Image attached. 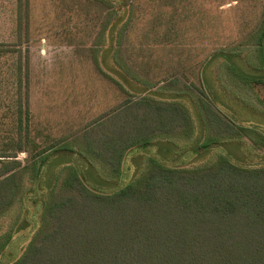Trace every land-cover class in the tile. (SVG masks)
<instances>
[{"label": "trees", "instance_id": "trees-1", "mask_svg": "<svg viewBox=\"0 0 264 264\" xmlns=\"http://www.w3.org/2000/svg\"><path fill=\"white\" fill-rule=\"evenodd\" d=\"M101 1L115 11L107 27L116 62L122 31L132 20L133 0ZM16 12L17 41L0 42V57H14L12 112L19 132L0 149V218L22 197L29 174L35 175L31 185L41 181L51 154L76 160L66 164L60 188L46 194L39 230L8 264H264V164L244 165L223 153L212 164L184 168L151 157L133 179L125 181L123 172L126 155L134 148L164 140L188 152L192 143L197 151L209 150L239 134V128L246 132L251 127L234 126L236 120L204 98L205 92L201 96L178 78L157 89L147 81L119 80L107 72L127 98L84 127L57 137L45 134L38 142L31 128L30 49L23 47L31 40V0H17ZM121 12L125 17L120 27L113 21ZM253 37L258 45L254 51H220L227 71L250 86L264 84V14ZM230 54L242 58L252 74ZM180 96L192 99L202 123L201 138L195 111ZM181 139H187L185 144ZM20 150L30 152V162L14 159ZM88 167L108 180L119 179L120 185L109 192L94 189L84 176Z\"/></svg>", "mask_w": 264, "mask_h": 264}, {"label": "rangeland", "instance_id": "rangeland-1", "mask_svg": "<svg viewBox=\"0 0 264 264\" xmlns=\"http://www.w3.org/2000/svg\"><path fill=\"white\" fill-rule=\"evenodd\" d=\"M133 9L134 21L124 39L122 58L140 75H146V64L155 69L156 79L178 78L192 85L201 96L206 93L204 98L220 107L229 120L234 118L238 123L234 126L251 128L246 132L239 128V134L209 150L197 151L192 143V152H188L164 140L134 148L125 158V181L145 170L151 157L184 168L212 164L223 153L244 165L264 164V84L250 86L229 73L220 52L257 48L253 36L263 19L264 0H133ZM16 11L17 0H0V42L17 41ZM108 11L101 0H31V40L23 47L30 49L31 128L38 142H43L45 134L57 137L84 127L127 98L98 71L93 57ZM235 58L231 60L252 74L242 66V58ZM13 63L10 53L0 57V149L19 135L12 112ZM180 98L195 111L201 138L202 123L192 99ZM186 141L181 139V145ZM178 150L182 152L178 154ZM16 155L14 159L23 164L30 162L29 151L20 150ZM72 160L76 159L68 154H51L41 181L36 179L31 185L35 175L27 176L22 197L0 218V264L20 255L26 241L39 230L46 194L51 188H60L64 168ZM84 176L100 191L120 185L119 179L103 178L90 167ZM8 236H12L9 242Z\"/></svg>", "mask_w": 264, "mask_h": 264}, {"label": "crops", "instance_id": "crops-1", "mask_svg": "<svg viewBox=\"0 0 264 264\" xmlns=\"http://www.w3.org/2000/svg\"><path fill=\"white\" fill-rule=\"evenodd\" d=\"M124 13L125 12H121L120 14H117L116 15L117 18L115 19V21H113V22H116L120 27L123 26V24H124L123 23L124 17H125ZM114 14H115V11L114 12L112 10L108 11L107 19L105 21V25L102 28V30L98 36L99 45H97L93 49V57H94L95 65H96L98 71L100 73H102L107 79H109L112 82H114V81L109 76H107V72L109 74L111 72V74L113 76H116V78L119 80H124V78L126 77V80L131 79V80H138V81H147L151 85L154 84L156 86L155 88H157V89L165 86L166 82H168L170 78L163 77V78L156 79L154 77V74H156L155 69L153 68L151 70L150 66H147L146 64H145V68H144V71H145L144 73L146 75H144V76L140 75L139 70L137 68H135L129 60L126 61L121 56L123 53L124 47H126L124 45V41H125L124 39L126 38V34L129 31V29L132 26L133 21H134V16H135L134 15V9L132 11V20H131V22H129V24L127 26L128 27L127 30L124 31V29H123V31H122V34H121V37L119 40L120 44L118 46L119 52H118L117 57H116V62H114L113 56L109 51V33L110 32H109L108 27H107V25H108L107 22H108L109 18L112 17ZM99 50H102V52L99 53ZM102 55H103V57H102ZM204 65H205V63H204ZM113 67L116 68L115 72L110 70V68H113ZM130 75H132V76H130ZM114 83L119 87V89L124 94H126L125 91L116 82H114ZM151 93H153L154 95H156L159 98L160 97L161 98H167L166 97L167 94L166 95L165 94H158V92H156V91H152ZM30 109H31V106H30ZM31 115L33 116L32 110H31ZM32 123H33V119H32Z\"/></svg>", "mask_w": 264, "mask_h": 264}]
</instances>
